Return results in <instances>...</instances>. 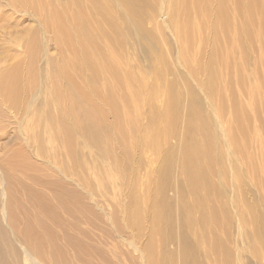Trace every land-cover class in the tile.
Wrapping results in <instances>:
<instances>
[{"label": "rangeland", "instance_id": "1", "mask_svg": "<svg viewBox=\"0 0 264 264\" xmlns=\"http://www.w3.org/2000/svg\"><path fill=\"white\" fill-rule=\"evenodd\" d=\"M149 1L140 27L136 21H130L120 4L115 2L119 11L117 17L122 35L120 42H123L119 44V51L122 53L120 55L125 58L127 69L135 79L144 83L153 79L150 71L154 58L164 60L167 67L172 68L170 72H174L167 75L166 79L173 82L178 89L173 76H186V73L179 64L178 43L170 22L173 16L165 12L164 5L161 6L162 0ZM232 1L235 6L229 13L228 6L225 5L229 19L226 31L218 28L215 23L213 11L217 9L216 4L219 5L216 0H212L196 14L189 9V13L182 15L180 20L174 17L173 20L174 23L177 20L184 22L190 18L195 25L192 47L198 53H195L194 62L198 61L200 64L195 77L205 88L208 87L209 76L203 68H209V74L212 65L222 68V73L216 75L219 81L215 84L226 107L220 123L227 127V121L232 117L231 111L237 109L240 114L239 121L245 128L243 133L237 132V135H244L246 138L240 144L245 153L244 159L239 161L238 157L229 154L228 145L218 135L214 123L210 125L209 132L214 142L212 154L224 160L218 172L212 174V181L217 187H222L223 201L230 219L228 225L221 220L215 232L225 243L233 259L239 257L241 264H264V255H253L254 245L247 237L249 231L255 230L256 222L249 213L242 215L241 208L244 204L247 210L255 211L259 216L264 249V41L256 38L254 33L258 22L255 19L253 23L245 20V1ZM142 2L144 5L145 0ZM2 9L8 13L0 16V70L20 65L18 105L24 111L25 101L30 97L27 93L31 89V83L42 81V90H46L45 83L50 82L47 75L51 72L47 69L61 60V51L45 34L37 17H18L12 15L6 7ZM184 16L187 17L183 20ZM29 30L38 42L33 58L29 56L24 44L30 34L25 33ZM44 36L47 38L46 45ZM87 76L88 72L85 70L78 75L72 73L74 82L82 83ZM186 78L189 83L186 86L182 83L179 85L182 109L186 106L185 102L193 97L202 104L205 113L214 119L212 105L207 104L201 88L188 76ZM165 81L163 79V83ZM254 86L256 89L252 90ZM158 98H162V91L158 93ZM41 100L43 96L33 103V109ZM115 101L120 106L124 104L123 101ZM96 105L106 111L98 101ZM144 112L148 113L146 110ZM38 115L39 120L43 121L39 113L35 115L27 111L18 114V119H23L21 126L26 128L23 136L16 131L17 123L12 124V119L0 123V165L10 181L13 211L16 212L18 220L30 214L35 207L36 198L45 205L43 208L49 206L52 212L48 226L43 224L49 235H52V245H42L40 248L36 245L25 246L27 251L34 254L42 264H147L145 250L149 230L146 225L153 216L152 205L149 204L155 199L152 192L158 160L153 150L142 146L140 137L146 136V127L139 128L125 139L127 147H130L127 158L122 152L118 131L113 132L110 140L112 151L106 153L103 147L88 144L77 130L73 137L77 152L71 160L64 155L59 140L53 138L32 117ZM182 120L184 121L183 113L180 114L178 128L165 145L166 149L178 154L184 126ZM109 125L112 123L109 122ZM23 138H28L29 143ZM38 147L43 152H38ZM116 160L122 161L116 164ZM122 169L125 171L122 172ZM223 170L228 171L227 177L221 175ZM177 171L180 180L179 167H175V172ZM232 172L241 175V184H237ZM63 174L66 178H63ZM61 186L71 192V197L62 200ZM165 191L166 199L174 202L176 192L173 187ZM188 198L189 196L186 200ZM145 199L148 200L144 204ZM133 213H137L142 221L140 233L128 225V217ZM241 217L245 218L243 223L240 222ZM30 222L29 224L35 225L33 220ZM34 228L32 231L37 233ZM176 250L175 242H170L165 249L161 248L158 241L154 243L156 257H162L164 251L166 254L175 255ZM218 258L213 257L205 261V264H217ZM237 259L235 262H238ZM174 260L177 262L176 256Z\"/></svg>", "mask_w": 264, "mask_h": 264}, {"label": "bare ground", "instance_id": "2", "mask_svg": "<svg viewBox=\"0 0 264 264\" xmlns=\"http://www.w3.org/2000/svg\"><path fill=\"white\" fill-rule=\"evenodd\" d=\"M211 1L162 0L161 6L163 4L166 13H171L174 18L180 20L181 16L187 15L190 10H194L196 14ZM244 1L247 8L245 20L253 23L255 19L258 22L254 33L256 38L264 41V0ZM115 2L120 4L130 21H136L139 27L141 26L146 14L145 9L150 4L149 0H145L144 5L142 0H0V10L6 7L12 15L18 17H37L45 34L61 51V60L47 69L51 72L47 75L50 82L45 83L46 90H42L44 86L41 85L42 81L31 83V89L27 93L30 97L25 101L24 111L18 105L20 65L0 70V123L12 119V124L17 123L16 131L23 136L26 128L21 126L23 119L19 120L18 114L27 111L35 115L39 113L43 121L39 120V115L32 117L53 138L59 140L64 155L71 160L77 152V147L73 145L74 132L77 130L88 144L103 147L106 153L112 151L110 140L113 138V132L118 131L122 152L127 158L130 147H127L125 139L139 128L146 127V136L140 137L142 146L153 150L158 160L152 192L155 199L149 204L152 205L153 216L146 225L149 230L145 250L147 264H205V261L213 257H219L217 264H241L239 257L236 258L238 262L230 257L225 243L215 232L221 220L228 225L230 219L223 201L222 187L219 185L217 187L212 181V174L218 172L224 160L212 154L214 142L209 132L210 125L214 123L218 135L228 145L229 154L238 157L239 161L243 160L245 155L240 144L246 140L244 135H237V132L243 133L245 130L239 121L240 114L237 109L231 111L232 117L227 121V127L220 123L226 107L215 84L219 81L216 75L222 73V68L212 65L210 74L209 68H203L209 76L208 87L205 88L195 77L200 66L198 61L194 62L198 53L192 47L195 25L190 18L184 22L177 20L174 23L172 17L170 22L178 43L179 64L186 76L201 88L207 104L212 105L215 117L211 119L203 110L202 104L193 97L185 102L186 106L182 109L179 85L182 83L186 86L189 83L186 76L181 74L173 76L177 89L173 82L166 79L172 68L167 67L164 60L156 57L150 71L153 79L148 83L137 81L127 69L126 60L119 51L122 35L117 17L119 11L115 7ZM216 2L219 5L216 4L217 9L213 11L215 23L218 28L226 31L229 19L225 5L228 6L229 13L235 3L232 0ZM1 11L0 16L8 13L3 9ZM186 17L184 16L183 20ZM25 34L29 35L24 44L29 56L33 58L38 42L30 30ZM44 40L46 45V36ZM83 70L88 72L87 78L82 80V83L74 82L72 73L78 75ZM29 72L31 73V69ZM163 79L166 80L165 83ZM255 89L256 86L252 88ZM160 91L162 98L157 99ZM40 96H43V100L33 109V103L37 102ZM115 99L123 101L124 104L120 106ZM97 101L106 109L105 112L96 105ZM144 110L148 113L145 114ZM182 113L184 126L178 154L166 149L165 145L178 128ZM262 114L264 116V111ZM109 122L112 125H109ZM23 139L29 143L28 138ZM261 149L263 150L262 147ZM37 151L43 152V149L38 147ZM122 160H116V164ZM175 167L177 169L179 167L181 171L180 180ZM124 171L122 169V172ZM221 175L227 177L228 171L223 170ZM232 175L237 184H241V175L235 172H232ZM63 178H66V175L63 174ZM9 186L10 181L0 165V264H42L25 246L36 245L40 248L42 245H52V235H49L47 228L43 226V224H47L45 227L48 226L51 208L49 206L43 208L45 205L36 198L35 207L30 214L18 220L16 212L13 211ZM171 187L176 192L174 202L168 201L165 197V190ZM60 190L62 200L71 197V192L65 186H61ZM147 200H144V204ZM241 208L242 215L249 213L256 222L255 230L247 233L248 240L254 245L253 255L263 256L260 218L255 211L247 210L244 204ZM244 219L241 217L240 222L243 223ZM31 220L35 222L34 226L29 224ZM46 221L47 223H43ZM128 225L138 233L141 232L142 221L137 213L128 217ZM31 227H36L34 230L37 229L35 230L37 233L32 231ZM155 241H158L162 249L170 242H175L176 254L170 255L164 251L162 257L154 256ZM175 256L177 262L174 260Z\"/></svg>", "mask_w": 264, "mask_h": 264}]
</instances>
